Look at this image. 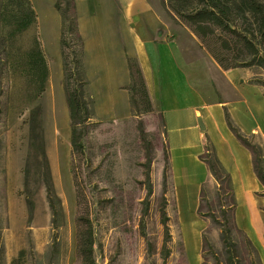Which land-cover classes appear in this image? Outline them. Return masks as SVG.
Segmentation results:
<instances>
[{
  "label": "rangeland",
  "instance_id": "rangeland-1",
  "mask_svg": "<svg viewBox=\"0 0 264 264\" xmlns=\"http://www.w3.org/2000/svg\"><path fill=\"white\" fill-rule=\"evenodd\" d=\"M55 1L31 0L37 16L36 28L27 31L20 41L25 45L33 34H37L48 60L46 90L34 105L41 109V128L54 193L60 202L61 221L58 229L53 231L45 189L34 172L28 187H24L28 153V128L25 124L27 112L18 116L8 103L0 126V264H10L20 250H25L24 264H50V246L54 233L60 250L53 264H79L75 257V219L78 212L70 174L69 116L63 90L59 50L60 19L54 9ZM74 9L79 35L80 30L88 34L93 28H97L92 40H103L104 43L103 48L90 47L87 62H94L96 50L100 58L104 57L108 61V57H111L109 44L113 48V40L117 42L114 45L125 49L127 54L135 41L143 42L157 37L160 42H164L169 38L181 50L180 69L189 84L186 91L181 81L174 84L170 82L173 84L170 94L177 96L178 106L190 104L189 95L193 92L198 96L200 107L225 100L228 107L237 113L240 123L238 129L245 136L254 127L252 114L259 125L264 124V101L258 95L261 87L253 84V79L264 80L263 72L257 69L232 71L229 77L236 80V92L223 73L226 71H222L190 32L169 15L161 5V0H76ZM37 14L42 18L38 20ZM46 23H51L50 33H46ZM106 27L115 33L117 29V34L107 31ZM82 42L84 45L83 40ZM99 71L103 72V69L100 68ZM85 72L95 116L100 122L90 134L96 142H89L88 153L96 162L101 161L103 166L112 164V179L105 173L104 181L92 187L94 204L91 219L96 263L162 264L158 252L163 232L157 212L162 190V151L155 149L150 154L149 177L153 194L143 221L145 220L147 238L153 243L155 254L148 257L146 239L141 237L138 227L143 215L141 202L145 197L143 183L147 152L141 151L137 142H148L152 147H155L156 142H161L170 148L173 128L166 120L162 123L163 109L157 98L154 101L148 88L153 112L133 118L126 91L129 77L120 83H114L110 81L111 71L108 72L109 77L103 73L96 76L88 67ZM261 89L263 94L264 90ZM189 111H185L184 117L189 115ZM179 126L186 129L184 122ZM203 132L192 119L188 133L197 142V146L202 148L206 142ZM250 139L259 146L264 166V133L258 138L251 136ZM98 143L103 144V147L97 148ZM175 146L171 145L172 151ZM200 155L194 156L193 162L192 155L188 152L181 154L176 149L171 155L174 201L167 208L171 242L164 264H223L225 254L233 250L224 249L222 232L237 255L244 259L243 241L247 237L256 248L261 264H264L263 187L252 194L253 210L247 209L244 212L245 218L254 219L257 230L240 228L236 206H231L225 184L215 181L206 166L198 160ZM209 159H212V153ZM186 167L196 178L192 202L183 198L180 189L181 176ZM94 175L95 171L90 170V181L95 180ZM234 197L236 200L238 195L234 194ZM28 202L33 204L31 213ZM239 214L242 217V212ZM204 243L207 246L204 247Z\"/></svg>",
  "mask_w": 264,
  "mask_h": 264
},
{
  "label": "trees",
  "instance_id": "trees-1",
  "mask_svg": "<svg viewBox=\"0 0 264 264\" xmlns=\"http://www.w3.org/2000/svg\"><path fill=\"white\" fill-rule=\"evenodd\" d=\"M75 1L56 0L54 9L60 19L59 50L63 90L69 116L70 174L78 212L75 219V257L79 264H97L91 219L94 204L92 187L104 181L105 173L112 179V164L103 166L101 161L96 162L88 153L89 142H96L90 134L100 122L96 119L93 101L88 91L89 82L83 62L84 45L77 29ZM161 5L174 20L190 32L222 71L257 69L264 74V0H161ZM36 21L37 16L31 0H0V126L7 112L8 103L10 109L18 116L27 112L25 124L28 128V153L24 187H28L34 172L44 186L51 213V227L55 231L61 221V207L54 193L46 155L41 128V109L34 105L46 90L49 76L48 60L37 34H33L25 45L20 41L27 31L36 28ZM126 66L129 77L126 91L131 116L136 118L142 114L152 113V102L138 61L126 56ZM253 84L264 90V80L253 79ZM224 118L228 130L250 154L253 173L264 189V166L259 146L251 141V137L240 132L225 110ZM162 123L164 124L163 119ZM205 140L203 154L198 160L206 166L218 184H225L231 206L235 207L231 177L219 162L213 145L207 138ZM98 144L97 148L103 147V144ZM137 146L141 151L147 152L143 183L145 197L141 202L143 215L138 227L141 237L146 239L148 257L155 254L153 243L147 238L145 220L143 221L150 208L153 194L149 177L150 154L155 149L162 151V190L157 212L163 232L158 254L164 264L171 242L167 208L174 201L169 149L167 144L161 142H156L155 147L148 142H137ZM210 153L212 159H209ZM90 170L95 171L93 181H90ZM28 207L31 213L33 204L28 202ZM221 241L225 250L229 251V248L233 250L225 254L223 264H261L256 248L247 237L243 241L245 259L237 255L224 232L221 234ZM203 246L207 244L204 243ZM59 250L58 238L54 233L50 246V264L54 263L53 260ZM1 253L0 245V260ZM24 256L25 250H20L10 264H24Z\"/></svg>",
  "mask_w": 264,
  "mask_h": 264
},
{
  "label": "crops",
  "instance_id": "crops-1",
  "mask_svg": "<svg viewBox=\"0 0 264 264\" xmlns=\"http://www.w3.org/2000/svg\"><path fill=\"white\" fill-rule=\"evenodd\" d=\"M37 15L38 20L42 18V16H39V14ZM50 25L51 23H46V33H50ZM95 29L97 28H93L88 34H84L80 30V36H82V40L84 41L83 61L85 69L88 67L90 71L95 72L96 76H100L103 73L108 77L110 76L108 72L111 71L112 76H110V81L114 83H120L122 82L121 80L125 78L127 79L128 77L126 56L133 57L138 61L146 83V87L148 88L149 92L152 93L154 101L155 98L158 99L163 109V120H166V123L168 125L170 124L173 128L172 131H174V134H172L170 137V148L168 146L172 171L173 159L171 155L176 149L181 154L182 152L191 153L192 162L194 156H198L202 153L203 148L197 146V142H194L188 133V126L191 120H195L198 124V120L200 119L202 125L204 126L203 137L205 139L207 138L208 141L213 145L219 162L231 177L234 194H236V196L238 195V198L236 197V218L238 226L240 228H247L248 226L247 223L244 222V219L250 220L251 218H245L244 212L247 209L253 210L254 206L252 202V194L254 192H258L262 186L253 173L250 154L247 150L240 146L238 141L234 138L226 126L224 110L227 112L232 123L237 128L238 125H240V123H238V115L235 110H231L225 100L217 103L205 104L200 107V105H198L200 102L198 100V96L194 95L193 92L189 95L190 104L178 106L176 101L177 96L175 94H170L173 89L172 85L177 81H181L182 85L187 91L189 84L187 78L180 69L179 62L181 58V50L178 49V47L175 45V42H171L169 38L164 42H160L159 38L157 37H155L156 39H149L143 42L135 41L130 53L127 54L124 52L125 49H120L118 46L114 45L117 42L113 40L112 43L114 47L112 48V44H109L111 46L109 47V54L111 57H108V61H106V58L104 57L100 58V55L96 50V52H94L96 54L94 62L93 60L90 63L87 62L86 57L90 52V47L99 49L101 47L103 48L104 45V43H102L103 40L101 42L92 40V35ZM106 29L114 35L118 32L117 29H115L116 33L113 32V30L111 31L110 28L108 29L106 27ZM100 68L103 69V72L99 71ZM108 69L110 70L108 71ZM232 71L236 70H229L223 73L226 75V78L229 79L232 89L238 92V87L235 86L236 80L229 77ZM170 82H173V84H170ZM259 89L258 95L264 101L262 89ZM187 110H190L188 112L189 115L184 117ZM251 113L253 112L251 111ZM254 116L255 115L252 114L254 127L250 129L247 137L252 136L258 138L259 135L264 133V124L261 123V125H259L256 122V118ZM262 120L264 122V113ZM183 122L186 127L184 130L179 126ZM180 144L183 145V150L180 149L182 146ZM171 145H176V148H173V151ZM192 145H194V148ZM239 211L242 212V217H240V214L238 216Z\"/></svg>",
  "mask_w": 264,
  "mask_h": 264
},
{
  "label": "bare ground",
  "instance_id": "bare-ground-1",
  "mask_svg": "<svg viewBox=\"0 0 264 264\" xmlns=\"http://www.w3.org/2000/svg\"><path fill=\"white\" fill-rule=\"evenodd\" d=\"M186 142H188V141H186ZM180 145H182V144H180ZM182 146L180 147V149L183 150L184 148ZM195 181H196V178H195L193 172H191L188 169V167L184 168L182 176H181V180H180V189H181V193H182L183 198L185 200H187L188 202H192V200H193V196H194V193H195L194 192L195 191ZM239 212H241V211H239ZM239 212H238V214H239ZM244 222L247 223L248 227L252 228L255 231L257 230L256 222L254 221L253 218H251L250 220L244 219Z\"/></svg>",
  "mask_w": 264,
  "mask_h": 264
},
{
  "label": "water",
  "instance_id": "water-1",
  "mask_svg": "<svg viewBox=\"0 0 264 264\" xmlns=\"http://www.w3.org/2000/svg\"><path fill=\"white\" fill-rule=\"evenodd\" d=\"M198 126H199V128H200L201 130L204 131V126L202 125L200 119L198 120Z\"/></svg>",
  "mask_w": 264,
  "mask_h": 264
}]
</instances>
